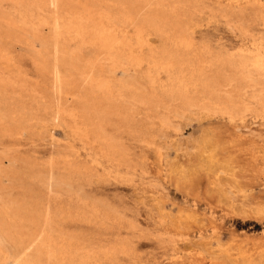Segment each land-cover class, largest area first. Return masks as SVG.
I'll list each match as a JSON object with an SVG mask.
<instances>
[{
	"label": "rangeland",
	"instance_id": "obj_1",
	"mask_svg": "<svg viewBox=\"0 0 264 264\" xmlns=\"http://www.w3.org/2000/svg\"><path fill=\"white\" fill-rule=\"evenodd\" d=\"M67 1L0 0V264H264V0Z\"/></svg>",
	"mask_w": 264,
	"mask_h": 264
},
{
	"label": "bare ground",
	"instance_id": "obj_2",
	"mask_svg": "<svg viewBox=\"0 0 264 264\" xmlns=\"http://www.w3.org/2000/svg\"><path fill=\"white\" fill-rule=\"evenodd\" d=\"M67 1V0H66ZM58 2V1H57ZM68 2V1H67ZM63 4V3H62ZM68 6V5H67ZM72 7V6H71ZM169 7V6H168ZM257 7V6H256ZM174 9V8H173ZM258 9V8H257ZM128 10V9H127ZM109 12V11H108ZM132 14V13H131ZM259 15V14H258ZM264 16V15H263ZM162 18V17H161ZM235 18V17H234ZM237 20H238V18H237ZM58 26H55V28H57ZM61 27H66L68 30H71L72 28L74 29V31L77 33V34H81L82 33V31H83V27L82 26H79V25H75V26H71V24L70 23H66V24H63V26L61 25ZM15 35V34H14ZM19 35V34H18ZM99 38V41H101V42H103L104 44L105 43H108V39H110L109 37H102V36H100V37H98ZM58 45V44H57ZM144 45V44H143ZM111 47V46H110ZM112 48V47H111ZM40 49V48H39ZM61 50H63V49H61ZM107 50V49H106ZM109 50H111L110 48H109ZM63 51H65V50H63ZM129 51V50H128ZM148 51V50H147ZM42 52V51H41ZM52 52V51H51ZM57 52V51H56ZM56 52H55V54H56ZM109 52V51H108ZM54 53V52H53ZM58 53H62V51H60L59 50V52ZM64 53V52H63ZM80 54V52L78 53V54H76V55H79ZM51 55V54H50ZM147 55V54H146ZM73 56H75V55H73ZM102 56V55H101ZM113 56H115V55H113ZM117 56V55H116ZM119 56V55H118ZM135 56V55H134ZM246 56V55H245ZM82 57V56H81ZM80 57V58H81ZM263 57V56H262ZM79 58V57H78ZM80 58H79V60H80ZM86 59H87V57H85ZM118 58V57H117ZM134 58V57H133ZM136 58V57H135ZM149 58V57H148ZM246 58V57H245ZM61 59V58H60ZM88 59H91V58H88ZM98 59H100L99 58V56H98ZM97 59V60H98ZM102 59V58H101ZM100 59V60H101ZM137 59V58H136ZM151 59V58H150ZM243 59H244V57H243ZM82 60H84V59H82ZM82 60H80V61H82ZM92 60V59H91ZM99 60V61H100ZM103 60V59H102ZM155 60V59H154ZM80 61H79V63H80ZM107 61H108V59H107ZM64 62V61H63ZM85 62H88V61H86L85 60ZM84 62V63H85ZM92 62V61H91ZM90 62V63H91ZM103 62V61H102ZM106 62V61H105ZM82 63V62H81ZM94 63V62H93ZM95 63H96V61H95ZM97 63H99V62H97ZM96 63V64H97ZM110 63V62H109ZM257 64V63H256ZM53 65V64H52ZM74 65V64H73ZM72 65V66H73ZM77 65V64H76ZM98 65V64H97ZM100 65V64H99ZM102 65V64H101ZM75 66V65H74ZM73 66V67H74ZM87 66V65H86ZM95 66V65H94ZM93 66V67H94ZM122 67H123V65H121ZM54 67V66H53ZM77 67V66H76ZM75 67V68H76ZM83 67V66H82ZM91 67V66H90ZM96 67V66H95ZM98 67V66H97ZM101 67H103V66H101ZM106 67V66H105ZM152 67V66H151ZM45 68V67H44ZM63 68V67H62ZM108 69H109V66L107 67ZM110 68H112V67H110ZM79 69V68H78ZM108 69H107V71L104 69L103 71H106V72H108ZM45 70H46V68H45ZM74 70H76V69H74ZM83 70H84V68H83ZM82 70V71H83ZM98 70H99V67H98ZM97 70V71H98ZM113 70H116V69H113ZM264 70V69H263ZM7 71V72H6ZM89 71H91V70H89ZM88 71V72H89ZM96 71V72H97ZM109 71H110V69H109ZM124 71H125V69H124ZM73 72V71H72ZM88 72H86V73H88ZM264 72V71H263ZM6 73H8V75L6 76ZM39 73V72H38ZM49 73V72H48ZM78 73H79V71H78ZM85 73V72H84ZM83 73V74H84ZM112 73V72H111ZM115 73V72H114ZM124 73V72H123ZM132 73V72H131ZM165 73V72H164ZM45 74V73H44ZM50 74V73H49ZM72 74V73H71ZM95 74V73H94ZM97 74V73H96ZM99 74V73H98ZM101 74H102V71H101ZM113 74V73H112ZM112 74H110V76L112 75ZM125 74V73H124ZM122 75L123 76V78H124V76H126V75ZM143 74V73H142ZM46 75V74H45ZM73 75H74V73H73ZM72 75V76H73ZM79 75V74H78ZM89 75V74H88ZM130 75V74H129ZM50 76V75H49ZM67 76V75H66ZM75 76V75H74ZM77 76V75H76ZM107 76V75H106ZM109 76V75H108ZM113 76V75H112ZM115 76V75H114ZM135 76V75H134ZM83 77V76H82ZM81 77V78H82ZM96 77V76H95ZM103 77V76H102ZM101 77V78H102ZM105 77V76H104ZM116 77V76H115ZM133 77V76H132ZM46 78H48V77H46ZM53 78V77H52ZM80 78V77H79ZM110 78V77H109ZM114 78V77H113ZM117 78V77H116ZM122 78V77H121ZM120 78V76H119V78L118 79H121ZM122 78V80H124ZM131 78V77H130ZM60 79H62V78H60ZM115 79V78H114ZM129 79V78H128ZM51 80V79H50ZM87 80V79H86ZM93 80V79H92ZM111 80V79H110ZM110 80H108L109 82H110ZM113 80V79H112ZM127 80V79H126ZM125 80V81H126ZM108 81H106V82H108ZM256 81V80H255ZM255 81H253V82H255ZM260 81V80H259ZM92 82V81H91ZM90 82V83H91ZM246 82V81H245ZM62 83H63V81H62ZM89 84V83H88ZM93 84H94V82H93ZM92 84V85H93ZM167 84V83H166ZM262 84V83H261ZM54 85H55V83H54ZM82 85V84H81ZM249 86L251 85L252 86V84H248ZM51 86V85H50ZM56 86V85H55ZM60 86V85H59ZM90 86V85H89ZM94 86V85H93ZM254 86V85H253ZM14 87H15V78L13 77V62H12V58L9 56V54H8V52H6V53H3L1 50H0V94L3 92V91H6V90H8L9 88L11 89V92H14ZM77 87V86H76ZM62 88V87H61ZM60 89V88H59ZM64 90V89H63ZM82 90H83V88H82ZM86 91V90H85ZM256 91V90H255ZM64 92V91H63ZM68 92V91H67ZM87 92V91H86ZM90 92V91H89ZM232 93V92H231ZM259 93V92H258ZM263 94V93H262ZM113 95V94H112ZM50 96V95H49ZM61 96V95H60ZM70 97V96H69ZM114 97V96H113ZM115 97H117L116 95H115ZM112 98V97H111ZM69 99V98H68ZM95 99V98H94ZM230 99V98H229ZM62 100V99H61ZM66 100V99H65ZM82 100V99H81ZM114 101V100H113ZM68 103L70 102V101H67ZM66 102V103H67ZM169 102V101H168ZM74 103V102H73ZM205 103H206V101H205ZM80 105V104H79ZM48 106V105H47ZM51 106V105H50ZM241 109V108H240ZM71 110V109H70ZM74 110H72V112H73ZM234 111H236L235 109H234ZM238 113V112H237ZM233 114H234V112H233ZM238 115V114H237ZM55 116V115H54ZM57 116V115H56ZM56 118V117H55ZM61 122V121H60ZM88 126V125H87ZM94 126V125H93ZM15 129V128H14ZM10 130H11V128H10ZM3 134V133H2ZM15 134V133H14ZM84 134H86V133H84ZM4 135H5V133H4ZM8 136V135H7ZM83 137V136H82ZM0 138H3V136L2 137H0ZM71 146H72V144H70ZM128 146V145H127ZM75 148V147H74ZM76 149V148H75ZM77 150V149H76ZM10 154H11V159H10V164H11V169H10V172L12 173V172H14V166H13V164L15 163V157L16 156H14V153L13 152H10ZM119 154V153H118ZM120 154H121V152H120ZM2 156V155H1ZM59 156H60V154H59ZM58 156V157H59ZM65 156H66V153H65ZM57 157V158H58ZM67 157H68V155H67ZM80 157V156H79ZM122 157V156H121ZM55 158V157H54ZM56 158V159H57ZM64 158V157H63ZM72 158V157H71ZM24 158H22V160H23ZM62 159V158H61ZM66 159V158H65ZM69 159V158H68ZM74 159V158H73ZM128 159V158H127ZM26 160V159H25ZM58 160H59V158H58ZM0 161H1V157H0ZM27 161V160H26ZM51 161H53V159L51 160ZM56 161V160H55ZM65 161V160H64ZM67 161V160H66ZM48 162V161H47ZM68 162H70V160L69 161H67L66 162V164L68 163ZM81 162H84V161H81ZM29 163V162H28ZM61 163H62V160H61ZM87 163V162H86ZM9 164V165H10ZM82 164V163H81ZM51 165V164H50ZM57 165V164H56ZM55 165V167H57ZM65 164L63 163V165L62 166H64ZM68 165V164H67ZM72 165V164H71ZM70 165V166H71ZM84 165V164H83ZM82 165V166H83ZM91 165V164H90ZM70 166H68L69 168H70ZM73 166V165H72ZM71 166V167H72ZM76 165H74L73 167H75ZM81 166V167H82ZM87 166V168H90V166L88 167V165H86ZM1 167H3V166H1V162H0V174L3 172V169L1 168ZM54 166H53V169L55 170L56 168H55ZM72 167V168H73ZM83 167H85V165L83 166ZM4 168V167H3ZM50 168H52V167H50ZM62 169H63V167H61ZM60 168V169H61ZM44 170L46 169V168H43ZM65 169V168H64ZM47 170H48V168H47ZM57 170V169H56ZM66 170V169H65ZM92 170V169H91ZM68 171V170H67ZM95 171H96V169H95ZM35 171H33V173H34ZM69 172V171H68ZM77 172V171H76ZM85 172V171H84ZM32 173V172H31ZM31 173H30V175H31ZM36 173H37V171H36ZM46 173H47V171H46ZM60 173H63V172H60ZM60 173H58L57 175H59ZM17 174V173H16ZM38 175H39V173H37ZM51 174H54L55 175V173H50L49 174V176L51 175ZM83 174V173H82ZM95 174H96V172H95ZM100 174V173H99ZM7 175H9V174H7ZM33 175H35V174H32L31 176H33ZM48 175V174H47ZM57 175H55L57 178H59L62 174H60L59 175V177L57 176ZM64 175V174H63ZM66 175V174H65ZM80 175V174H79ZM10 176H11V174H10ZM23 176V175H22ZM41 176H43V175H41ZM69 176V175H68ZM71 176H72V174H71ZM100 176H104V175H101L100 174ZM14 177V176H13ZM18 177V176H17ZM38 177V176H37ZM52 177V176H51ZM62 177V176H61ZM67 177V176H66ZM16 178V177H15ZM14 178V179H15ZM19 178V177H18ZM21 178V177H20ZM23 178V177H22ZM21 178V179H22ZM35 178V177H34ZM33 178V179H34ZM46 178H48L47 176H46ZM68 178H72V177H68ZM78 178V177H77ZM86 178V177H85ZM88 178V177H87ZM98 178V177H97ZM7 179V178H6ZM9 179V178H8ZM41 179V178H40ZM43 179H44V176H43ZM51 179V178H50ZM50 179H48V180H50ZM62 179H64V178H62ZM62 179H60V180H58V182H61V181H65V180H62ZM67 179V178H66ZM11 180V179H10ZM45 180V179H44ZM43 180V181H44ZM47 180V179H46ZM77 180V179H76ZM78 180H79V178H78ZM82 180V179H81ZM35 181V180H34ZM37 182L39 181V180H36ZM42 180H40L39 182L40 183H42L41 182ZM51 181V180H50ZM72 181V180H71ZM71 181H70V183H68V184H71ZM74 181V184H76L77 182L75 181V180H73ZM73 181H72V183H73ZM32 182H33V180H32ZM36 182V183H37ZM38 182V183H39ZM46 182V181H45ZM51 182H53V186H55L54 188L53 187H50L51 189H55L57 186H59V187H61L58 183H56V185L54 184L56 181H51ZM76 182V183H75ZM39 183V184H40ZM44 183V182H43ZM42 183V184H43ZM62 183V182H61ZM47 184H48V182H47ZM49 184H52V183H50L49 182ZM49 184L47 185V186H49ZM63 184V183H62ZM66 184V183H65ZM67 184V185H68ZM28 185V184H27ZM41 185V184H40ZM72 185V184H71ZM33 186H34V184H33ZM42 186V185H41ZM45 187L46 189L48 188V187ZM52 186V185H51ZM63 186V185H62ZM1 187V186H0ZM64 187H65V185H64ZM24 188V187H23ZM22 188V189H23ZM34 188V187H33ZM50 188H49V190H50ZM71 188H72V190L74 189L73 188V186H71ZM71 188L69 189V190H71ZM80 188H81V186H80ZM57 190L56 191H58L59 189H58V187L56 188ZM62 189V188H61ZM65 189H68V188H65ZM5 191L7 190V188L6 189H4ZM8 190H9V188H8ZM27 190L28 191H30L28 188H27ZM34 190H36V186H35V189ZM45 190V189H44ZM53 190H51V191H53ZM71 190V191H72ZM80 190V189H79ZM37 191V190H36ZM97 191V190H96ZM1 193H2V190L0 191ZM38 192V191H37ZM83 192V191H82ZM81 192V193H82ZM4 194V193H3ZM3 194H1L0 195V202L2 201L1 199H3V198H1L2 196L4 197V195ZM73 194V193H72ZM6 195V194H5ZM8 195H10V194H8ZM50 195V194H49ZM56 195V194H55ZM82 195H83V193H82ZM15 197V196H14ZM37 197V196H36ZM36 197H35V199H36ZM80 197V196H79ZM29 198V197H28ZM51 198V197H50ZM6 199H7V195H6V198H4L3 199V203H4V200L6 201ZM14 199V198H13ZM17 199V198H16ZM20 199H22V198H18V203H19V200ZM85 199V198H84ZM9 200V199H8ZM34 200V199H33ZM82 200V199H81ZM15 201V200H14ZM14 201H13V203H14ZM32 201V200H31ZM36 201V200H35ZM51 201V200H50ZM76 201V200H75ZM83 201H85V200H83ZM9 202H11V200H9V201H7L6 203H8V204H6L7 206H11V203L9 204ZM34 202V201H33ZM32 202V203H33ZM41 202V204H43V206L42 207H44V203H42L43 201H40ZM74 202V201H73ZM89 202V201H88ZM99 202H101V201H99ZM103 202V201H102ZM25 203V202H24ZM35 203V202H34ZM56 203V202H55ZM61 203V202H60ZM90 203V202H89ZM93 203H94V201H93ZM104 204H106L105 202H103ZM5 204V203H4ZM31 204V203H30ZM91 205H92V202L90 203ZM14 205V204H13ZM85 205V204H84ZM106 205H109V204H106ZM88 206V205H87ZM1 207V206H0ZM34 207V206H33ZM41 207V208H42ZM48 207V206H47ZM50 208H54V207H51V206H49ZM48 207V208H49ZM60 207V206H59ZM58 207V208H59ZM77 207H78V204H77ZM94 207V206H93ZM112 207V206H111ZM7 208V207H6ZM31 208V207H30ZM58 208H54V210H56V209H58ZM70 208V207H69ZM83 208V207H82ZM100 208V207H99ZM102 208V207H101ZM39 209H40V206H39ZM63 208H59V210H62ZM85 209V208H84ZM92 209V208H91ZM94 209V208H93ZM116 209V208H115ZM87 210V209H86ZM96 210V209H95ZM105 210H106V208H105ZM27 211V210H26ZM40 211V210H39ZM50 211V210H49ZM68 212V211H67ZM76 212V211H75ZM33 213V212H32ZM32 213H31V215H32ZM37 213V212H36ZM85 213V212H84ZM38 214H40V213H38ZM52 214V213H51ZM75 214V213H74ZM95 214H97V213H95ZM43 215V214H42ZM49 215V214H48ZM57 215V214H56ZM60 215H62V211H61V214ZM76 215V214H75ZM91 215H92V213H91ZM29 216V215H28ZM41 216V215H40ZM83 216H85V214H83ZM30 217V216H29ZM58 217H59V215H58ZM60 217H62V216H60ZM104 217V216H103ZM5 218V217H4ZM95 218V217H94ZM5 219H8V218H5ZM50 219V218H49ZM75 219V218H74ZM88 219H89V217H88ZM46 220H47V218H46ZM56 220V219H55ZM93 220V219H92ZM1 221H2V219H1ZM76 221V220H75ZM100 221H102V220H100ZM104 222V221H103ZM7 223V222H6ZM46 223V222H45ZM48 223V222H47ZM55 223H57L56 221H55ZM16 224V223H15ZM100 224V223H99ZM7 225V224H6ZM46 225H48V224H46ZM65 225V224H64ZM96 225V224H95ZM4 225L2 224V227H3ZM49 226V225H48ZM101 226V225H100ZM22 227V226H21ZM4 228H6V227H4ZM8 228V227H7ZM15 228V227H14ZM17 228V227H16ZM19 228V227H18ZM25 228V227H24ZM23 228V229H24ZM67 228V227H66ZM128 228V227H127ZM20 229V228H19ZM26 229V228H25ZM50 229V228H49ZM32 230V229H31ZM51 230V229H50ZM54 230V229H53ZM65 230V229H64ZM6 231V230H5ZM21 231V230H20ZM30 231V230H29ZM29 231H27V233L29 232ZM33 231V230H32ZM31 231V232H32ZM43 231H45V230H43ZM68 231V230H67ZM7 232V231H6ZM30 232V233H31ZM34 232L35 231H33V236H34ZM37 232V231H36ZM52 232H54V231H52ZM57 231H55V233H56ZM21 233V232H20ZM58 233H59V231H58ZM68 233V232H67ZM7 234V233H6ZM26 234V233H25ZM32 234V233H31ZM40 234V233H39ZM61 234V233H60ZM70 234V233H69ZM4 235V234H3ZM36 236V235H35ZM43 236H44V234H43ZM43 236H42V238H43ZM52 236H54V235H52ZM62 236V235H61ZM70 235H68V237H69ZM85 236V235H84ZM1 237V236H0ZM4 238L6 237V236H3ZM8 237V236H7ZM51 237V236H50ZM56 237V236H55ZM63 237V236H62ZM67 237V238H68ZM10 238V237H9ZM59 238V237H58ZM70 238V237H69ZM78 238V237H77ZM85 238V237H84ZM98 238V237H97ZM11 239V238H10ZM28 239H31V237L29 238L28 237ZM27 239V240H28ZM49 240H50V238H48ZM64 239H66L65 237H64ZM82 239V238H81ZM90 239V238H89ZM43 240V239H42ZM49 240H48V242H49ZM57 240V239H56ZM56 240L54 241L55 243H57L56 242ZM61 240H63V238L61 239ZM60 239H59V241H61ZM67 240V239H66ZM85 240V239H84ZM121 240V239H120ZM4 241H6V240H4ZM3 241V242H4ZM19 241V240H18ZM13 242V241H12ZM26 242V241H25ZM67 242H70V241H67ZM22 243V242H21ZM42 243H44V242H42ZM64 243V242H63ZM71 243V242H70ZM5 244V243H4ZM54 244V243H53ZM60 244V243H59ZM66 244H69V243H66ZM0 245H2L1 243H0ZM22 245H23V243H22ZM56 245V244H55ZM70 245V244H69ZM80 245V244H79ZM25 246V245H24ZM48 246V245H47ZM51 246V245H50ZM57 246V245H56ZM62 246V245H61ZM64 246H65V244H64ZM71 246V245H70ZM1 247H3V246H1ZM7 247V246H6ZM5 247V248H6ZM21 247V246H20ZM38 247V246H37ZM42 247V246H41ZM40 247V248H41ZM10 248H11V246H10ZM13 248V247H12ZM17 248V247H16ZM15 248V250H17ZM29 248V247H28ZM7 249V248H6ZM38 249H39V247H38ZM37 249V250H38ZM50 249V248H49ZM63 249H64V247H63ZM62 249V250H63ZM69 249H70V247H69ZM78 249V248H77ZM8 250V249H7ZM60 250V249H59ZM68 249H66V251H67ZM76 250V249H75ZM79 251H80V248L78 249ZM45 251V250H44ZM50 251V250H49ZM71 251V250H70ZM8 252V251H7ZM25 252H28V251H25ZM64 252V251H63ZM68 252V251H67ZM74 252V251H73ZM91 252V251H90ZM104 252H105V250H104ZM24 252H22V254H23ZM76 253V252H75ZM94 253V252H93ZM110 253V252H109ZM41 254V253H40ZM46 254V253H45ZM59 254V253H58ZM65 254V253H64ZM78 254V253H77ZM44 255V254H43ZM46 255H48V254H46ZM50 255V257H51V254H49ZM63 255V254H62ZM82 255H84V254H82ZM105 255V254H104ZM52 256H53V253H52ZM55 256V255H54ZM70 256V255H69ZM72 257V256H71ZM81 257H79V259H80ZM47 259V258H46ZM53 259H54V261L56 262V263H58V264H69V261H67L68 259H65V257H63V256H60V257H53ZM87 259H88V257L86 258V259H84V261H82V260H79V263L78 264H84L85 263V261H87ZM49 260H50V258H49ZM72 260V259H71Z\"/></svg>",
	"mask_w": 264,
	"mask_h": 264
}]
</instances>
